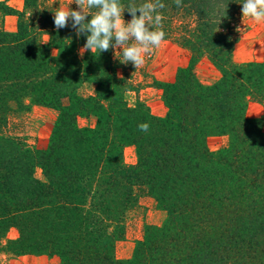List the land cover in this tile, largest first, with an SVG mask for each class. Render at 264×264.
<instances>
[{"label": "trees", "instance_id": "1", "mask_svg": "<svg viewBox=\"0 0 264 264\" xmlns=\"http://www.w3.org/2000/svg\"><path fill=\"white\" fill-rule=\"evenodd\" d=\"M162 2L165 40L190 56L173 80H153L166 107L155 116L139 98L127 103L143 68L122 63L120 50L81 55L86 36L70 23L57 30L54 10L40 0H24L22 10L0 0V15L17 17L15 30L0 28V255H53L60 264H264V133L245 115L250 98L264 106V59L232 57L244 0ZM124 18L131 19L127 10ZM204 56L220 71L210 85L194 72ZM33 105L57 111L44 149L8 128L12 113ZM82 116L95 125L79 126ZM145 122L146 133L138 128ZM211 134L228 135V144L210 150ZM127 144L137 155L131 166L123 161ZM134 187L166 217L147 228L130 258L117 259ZM11 227L18 236L6 239Z\"/></svg>", "mask_w": 264, "mask_h": 264}, {"label": "rangeland", "instance_id": "2", "mask_svg": "<svg viewBox=\"0 0 264 264\" xmlns=\"http://www.w3.org/2000/svg\"><path fill=\"white\" fill-rule=\"evenodd\" d=\"M7 4L15 9L22 10L24 0H5ZM42 6H47L56 11L58 7H66L69 0H40ZM69 7L75 9L77 5L72 3ZM126 20V19H125ZM17 17L0 15V28L6 30L16 29ZM175 26L179 21L173 22ZM236 42L233 48V60L237 63L249 61H261L264 59V22L257 23L249 17L239 15L236 25ZM81 48H79L80 51ZM189 51L173 40H165L161 46L155 48L145 56V63L139 67L143 68L137 74V80L142 81L141 88L128 91L125 99L128 104L133 105L139 98L148 106L150 112L155 116H163L166 107L162 99V91L152 86L153 80L170 81L176 76L178 69L187 65ZM144 71L148 76L144 77ZM194 72L200 82L206 85L214 83L220 76V71L207 57H202L194 66ZM88 88H85L86 92ZM57 111L39 105H33L27 110L14 112L10 115L8 122L9 131L23 136L27 142L38 149L46 148L49 136L56 119ZM245 115L259 122L264 133V106L255 99H248ZM79 126H94L95 118L92 116L78 117ZM257 124V123H256ZM229 136L226 134H211L207 138L210 150L217 151L226 146ZM123 161L127 166L136 164L137 155L135 147L127 144L123 147ZM35 174L41 178V170L36 169ZM133 202L128 203L123 220L124 234L115 242L114 255L117 259H127L133 254L136 243L144 238L148 227L161 226L165 220L166 212L158 203L146 193L143 188H133ZM18 236L16 228L11 227L6 233V239H14ZM47 256V255H46ZM24 254L14 256L8 253L0 255V264H60L57 256Z\"/></svg>", "mask_w": 264, "mask_h": 264}, {"label": "clouds", "instance_id": "3", "mask_svg": "<svg viewBox=\"0 0 264 264\" xmlns=\"http://www.w3.org/2000/svg\"><path fill=\"white\" fill-rule=\"evenodd\" d=\"M174 2L180 6L182 0ZM72 3L77 8L69 7ZM164 8L162 0H143L140 4L131 0L127 5L122 0H69L66 7L54 11V25L59 30L70 23L77 36H86L81 55L88 50L94 54L118 49L122 63L132 62L139 68L145 63V56L160 47L165 39L161 12ZM126 10L131 15L130 20L124 18ZM241 11L243 17L264 22V0H244ZM138 128L146 133L150 125L145 122Z\"/></svg>", "mask_w": 264, "mask_h": 264}, {"label": "crops", "instance_id": "4", "mask_svg": "<svg viewBox=\"0 0 264 264\" xmlns=\"http://www.w3.org/2000/svg\"><path fill=\"white\" fill-rule=\"evenodd\" d=\"M44 256H46V255H44ZM46 258H47V256H46Z\"/></svg>", "mask_w": 264, "mask_h": 264}]
</instances>
